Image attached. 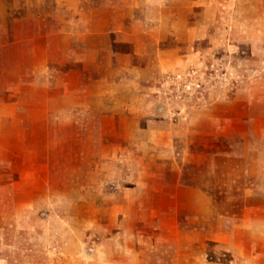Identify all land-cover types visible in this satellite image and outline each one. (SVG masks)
Returning <instances> with one entry per match:
<instances>
[{"label":"rangeland","instance_id":"374dc122","mask_svg":"<svg viewBox=\"0 0 264 264\" xmlns=\"http://www.w3.org/2000/svg\"><path fill=\"white\" fill-rule=\"evenodd\" d=\"M209 13L218 34L196 41L208 49L203 63L163 74L155 84L159 101L148 105L176 127V147L189 144L209 158L239 163L231 175L219 172L217 190L211 189L217 178L185 166L187 183L211 182L215 214L195 223L185 211L174 229L143 214L110 221L107 208L121 202L114 178L138 175L135 165L148 162L140 147L157 144L147 135H105L111 122L72 103L80 96L71 91L85 94L72 88L81 79L86 87V74L93 80L107 71L55 61L46 80L28 76L35 80L28 88L0 84V264H126L136 256L138 264H264V0H223ZM72 67L79 70L70 82ZM190 71L197 73L192 83ZM13 98L26 104L17 109ZM9 113L16 124L3 117ZM194 125L204 131L190 133ZM114 147L132 151L122 157L125 166Z\"/></svg>","mask_w":264,"mask_h":264},{"label":"crops","instance_id":"0c3cea01","mask_svg":"<svg viewBox=\"0 0 264 264\" xmlns=\"http://www.w3.org/2000/svg\"><path fill=\"white\" fill-rule=\"evenodd\" d=\"M218 3L223 5V0H0V68H7L3 71L8 75L6 81L1 78L2 86L9 90L28 88L35 81L28 77L33 74L46 80L55 61L59 67L70 62L88 72L107 71L93 80L86 74V87L81 79L79 86L72 89L87 94L72 90L74 99L80 96L72 103H80L89 113L100 115L105 123L110 121L113 127L105 135H147L149 141L157 144L140 147L144 150L141 158L148 159V165L145 160L135 165L139 176L124 172L114 178L119 182L114 185L120 191L121 202L107 208L110 221L116 222L117 216L123 220L128 215L143 214L160 217L158 223L165 229H174L185 211L195 223L206 221L215 214L214 196L208 191L211 182L200 177L187 183L188 177H183L185 166L204 169L203 175L210 181L212 176L217 178L212 190L220 188L219 172H226V168L231 175L230 171L239 167L234 159L221 162L189 144L176 147V127L166 125L158 115L160 107L154 111L148 105L159 101L155 84L163 74L203 63L208 49L198 47L196 41L218 34L207 20ZM4 55L6 65L1 66ZM77 70L69 74L70 82ZM16 71L21 76H15ZM58 73L53 74L55 78ZM67 88L66 85V91ZM23 102L13 98L9 103L18 109ZM15 114L3 117L16 124ZM215 120L223 119L216 115ZM201 130L196 126L189 128L190 133ZM114 149V157L119 153L125 166L128 159L122 157L132 151L129 147ZM112 168L109 167L110 173ZM141 222L145 226L147 219ZM129 259L126 264L139 263L138 256Z\"/></svg>","mask_w":264,"mask_h":264},{"label":"built area","instance_id":"2783aa9c","mask_svg":"<svg viewBox=\"0 0 264 264\" xmlns=\"http://www.w3.org/2000/svg\"><path fill=\"white\" fill-rule=\"evenodd\" d=\"M191 72V71H190ZM178 78H182V75H178L177 76ZM186 77L189 78V81L192 83V82H195L196 80H192L194 77H197V73L196 72H191L189 73L188 75L186 74Z\"/></svg>","mask_w":264,"mask_h":264}]
</instances>
